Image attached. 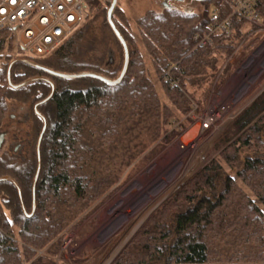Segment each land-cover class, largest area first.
Wrapping results in <instances>:
<instances>
[{
	"label": "trees",
	"instance_id": "trees-1",
	"mask_svg": "<svg viewBox=\"0 0 264 264\" xmlns=\"http://www.w3.org/2000/svg\"><path fill=\"white\" fill-rule=\"evenodd\" d=\"M110 1H87L92 20L101 19V39L83 22L53 53L34 60L65 73L117 78L124 51L107 21ZM208 1L221 6V0ZM260 11L264 19V0ZM113 19L130 49L128 71L117 85L54 77L24 63L12 69L14 84L45 75L56 92L39 108L48 127L33 217L24 214L15 186L0 183V264H58L67 232L180 138L196 121L190 113L201 115L213 85L221 89L233 72L229 58L236 48L241 42V50L250 45L246 35L252 26L234 20L229 37L217 35L214 46L194 49L195 35L210 22L206 9L147 12L137 33L129 30L119 3ZM6 34L0 32V177L16 179L31 212L43 126L34 105L51 86L44 81L9 86L8 67L17 57L5 46ZM111 42L121 51L119 61L114 55L105 61ZM102 46L103 57L96 51ZM174 64L171 76L178 84L167 79ZM10 102L31 107L24 135L20 128L10 129L15 122ZM177 122L183 130L173 126ZM218 149L219 156L147 220L112 264H264V91L234 117Z\"/></svg>",
	"mask_w": 264,
	"mask_h": 264
},
{
	"label": "rangeland",
	"instance_id": "rangeland-1",
	"mask_svg": "<svg viewBox=\"0 0 264 264\" xmlns=\"http://www.w3.org/2000/svg\"><path fill=\"white\" fill-rule=\"evenodd\" d=\"M119 5L128 25H130L129 30L137 33L138 21L147 12L153 11L154 0H119ZM204 6L210 13L218 4L206 1ZM100 23L101 19L92 20V14L88 7L85 11L84 24L92 25L91 36H96L99 39L102 38ZM247 42H250L248 47L242 50L239 47L238 51L229 58L235 62V68L225 84L219 90H215L214 84L202 114L199 116L195 114L196 118L205 113L217 115L218 120L212 130L206 135H199L193 143L187 145L181 143L180 138L175 139L154 161L124 183L112 198L92 210L76 230L67 232L62 251L57 257L58 264H112L147 220L189 180L195 177L206 164L219 156L218 146L229 124L240 111L264 91V32L252 34ZM110 44L105 49V61L109 62L113 58L110 57L111 54L118 61L121 60L119 57L121 51L114 43ZM96 51L97 55L103 57V46ZM106 62L104 67L107 68ZM9 105L10 116L12 115L15 120L11 123L10 129L20 128L24 135L31 107L28 104L15 102H10ZM223 107H225L224 110L221 109ZM209 137L210 139H208ZM195 147L201 149V159L197 166L189 172L187 178L179 182L194 154ZM127 173L128 171L124 178ZM176 184L178 186L175 190L155 206V209L133 232L134 234L128 241L120 249H116L139 217L144 208L141 206L144 200H155L160 190H166ZM75 261L77 262L75 263Z\"/></svg>",
	"mask_w": 264,
	"mask_h": 264
},
{
	"label": "built area",
	"instance_id": "built-area-1",
	"mask_svg": "<svg viewBox=\"0 0 264 264\" xmlns=\"http://www.w3.org/2000/svg\"><path fill=\"white\" fill-rule=\"evenodd\" d=\"M87 1L0 0V32L7 30L3 40L6 48L17 58L34 60L49 56L82 25L88 8ZM261 1L221 0V6H216L209 13L210 22L206 31L195 35L194 49L214 46L217 35L229 37L235 31L234 20H243L252 26L247 31L246 38L254 33L264 32ZM177 66L178 64L171 65L167 72V79L172 84L179 82L178 78L171 76L172 69ZM221 109L224 110L225 107ZM190 116L196 118L194 112ZM196 120L201 122L199 135L203 136L212 130L218 117L214 113H205ZM174 127L183 130L178 122L174 123Z\"/></svg>",
	"mask_w": 264,
	"mask_h": 264
},
{
	"label": "water",
	"instance_id": "water-1",
	"mask_svg": "<svg viewBox=\"0 0 264 264\" xmlns=\"http://www.w3.org/2000/svg\"><path fill=\"white\" fill-rule=\"evenodd\" d=\"M199 1H208V0H199ZM118 3H119V0H111L110 6L107 10L108 24L111 27V29L114 32L117 39L122 44L123 51H124L123 67H122L121 72L117 78H110V77H108L102 73L94 72V71H81V72H76V73H65V72L57 71V70H54V69L49 68L47 66H44L35 60L29 59V58H22V57L15 58L9 64L8 71H7V80H8L9 86H11L13 89H20V88L25 87L26 85H28L32 82H35V81H44V82H47L51 86V92L49 93V95L34 105V111L42 119L43 126H42V129L40 131V134H39V137L37 140L38 165H37V170H36V173H35V176L33 179V187H32L33 206H32V211L30 213L27 211V208H26V205L24 202L22 189H21L19 183L16 181V179L10 175H4V176L0 177V183L1 182H11L15 186V188L17 189L18 195H19V199L21 202L23 212L29 218L33 217V215L35 214L36 209H37L36 189H37V183H38V180H39V177L41 174V170H42L41 145H42V141H43L44 135H45L47 127H48L47 118L40 111L39 108H40V106L49 102L53 98V96L56 92V84L52 78H50L49 76H45V75L34 76V77H31V78L24 80L21 83L14 84L12 81V69H13L15 64L24 63V64H28L30 66H33V67H35V68H37V69H39V70H41V71H43L49 75H52L54 77H59V78H64V79H79V78L89 77V78H95V79L101 80V81H103L109 85L119 84L120 82H122V80L126 76V73L128 71V68H129L130 49H129V45H128L127 40L125 39V37L122 34V32L120 31V29L117 27L116 22L113 19V14H114L116 7L118 6ZM200 130H201V122L196 121L181 135L180 142L185 144V145L193 143L198 138Z\"/></svg>",
	"mask_w": 264,
	"mask_h": 264
},
{
	"label": "bare ground",
	"instance_id": "bare-ground-1",
	"mask_svg": "<svg viewBox=\"0 0 264 264\" xmlns=\"http://www.w3.org/2000/svg\"><path fill=\"white\" fill-rule=\"evenodd\" d=\"M200 154H201V149H198L197 147H195L194 148V154H193L192 158L190 159V162H189L185 172L182 174V177L179 180V182L186 179L187 176L189 175V172L192 171L197 166V164L199 163V161L201 159ZM179 182H177V183H179ZM177 186H178V184L171 186L170 188H168L166 190H160L159 195L157 196V198L155 200H149V199L144 200V203L141 205V206H144V208L142 209L139 217L137 218L133 227H131V229L127 232V234L119 242V245L117 246L116 249H120L128 241V239L132 236V234H134L133 232H135L137 230V228L146 219V217L155 209V206H157L159 204V202H162L166 197H168L175 190V188Z\"/></svg>",
	"mask_w": 264,
	"mask_h": 264
},
{
	"label": "flooded vegetation",
	"instance_id": "flooded-vegetation-1",
	"mask_svg": "<svg viewBox=\"0 0 264 264\" xmlns=\"http://www.w3.org/2000/svg\"><path fill=\"white\" fill-rule=\"evenodd\" d=\"M205 2L199 0H154L153 11L155 13L179 11L186 14H197L206 9ZM110 57L113 55L111 54Z\"/></svg>",
	"mask_w": 264,
	"mask_h": 264
}]
</instances>
